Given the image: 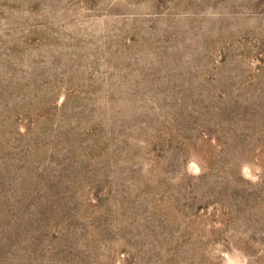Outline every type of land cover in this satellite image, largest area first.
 Masks as SVG:
<instances>
[{
    "label": "rangeland",
    "instance_id": "1",
    "mask_svg": "<svg viewBox=\"0 0 264 264\" xmlns=\"http://www.w3.org/2000/svg\"><path fill=\"white\" fill-rule=\"evenodd\" d=\"M0 264H264V0H0Z\"/></svg>",
    "mask_w": 264,
    "mask_h": 264
}]
</instances>
